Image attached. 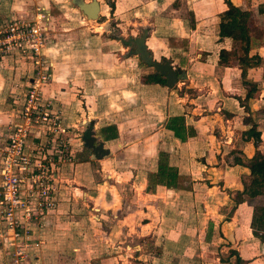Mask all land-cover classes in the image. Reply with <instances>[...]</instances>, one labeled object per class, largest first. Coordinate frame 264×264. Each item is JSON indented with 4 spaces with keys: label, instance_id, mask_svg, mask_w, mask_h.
I'll return each instance as SVG.
<instances>
[{
    "label": "crops",
    "instance_id": "crops-1",
    "mask_svg": "<svg viewBox=\"0 0 264 264\" xmlns=\"http://www.w3.org/2000/svg\"><path fill=\"white\" fill-rule=\"evenodd\" d=\"M151 1L153 19H151V30L145 39V45L153 59H168L173 67L178 66L184 70L187 76L185 80L187 86L189 83L198 81L199 77L204 75L206 77V74H198L193 69V67H199L202 70V68L208 67L204 60H198L199 54L196 53L200 51L212 52V45L216 41L219 43L217 52L221 47H231L229 39L219 40L217 29L218 14L226 8L225 0H186L191 2L189 10L194 17V26H190L185 14H178L180 8L179 6L176 8L172 6L174 0ZM178 1L181 2L182 6L183 0ZM231 1L242 8L251 10L254 22L264 28V11L259 12V7L264 10V0ZM99 5L101 8L100 3ZM0 12H13L17 15L16 17H23L19 0H0ZM69 35L74 36L76 34L71 33ZM184 38H190L189 45L191 48H189V52L183 48ZM251 48L252 51L259 53L262 57L258 66L247 69L249 77L246 78L255 82L259 88L253 98L254 103L251 104V110H260L259 113L263 114L264 75L261 73V69L264 67V40L253 39ZM194 51L196 52L195 55L193 54ZM170 55L173 57L172 60H170ZM211 58L215 63L209 66L212 67L211 72L215 69V65L220 71L217 81L220 84L219 91L212 94L208 91L209 89L205 88L196 96H189L186 92L178 93L176 87L169 88L159 83L142 82L140 77L153 72L149 70L151 67L147 65L145 68L138 69L139 77H132L131 74H126L124 71L119 75V78H100L94 76V71H91V75L84 73L80 76V73L74 70L75 67L71 62L63 65V53L61 59H55V76L44 87L43 96L58 99L62 105L61 109H70L69 112H66L65 117L71 127L87 120L86 116L94 121V136L97 141L103 142V148L109 151L102 159L95 157V160L98 161L97 166L100 165L105 176L109 179L111 185L109 190H113L114 193L106 192L104 194L96 186L88 187L89 183H92V175L94 176V174L90 172L82 174L78 168L87 165L76 161L75 170L71 175L73 180L71 182L73 183L67 184L71 187L70 191L66 189L63 191V186H60L56 207L46 216L45 225L39 228L38 232L36 228L34 229L36 234L33 235V238L41 240L40 245L33 247L29 254V256L37 259L35 264H112L111 260L115 258L116 253L110 249L111 247L107 243L92 239L93 233L90 231V226H92L90 222L93 220L97 224L100 221L99 224H101L104 220L103 213H106L108 217H112V215L116 217V210L121 211L120 217L122 218L112 227L107 236L111 241H116L113 239L115 236L120 239L121 227L124 232L126 226H131L133 223L137 224L136 221L129 223L127 218L131 215L130 211L133 208L137 209L136 201L131 200V197L138 194L143 195L142 199L146 196H153L156 199L154 207L157 208L158 214L161 215L167 210H172L174 217L179 218L178 209L180 206L175 207L176 205L173 203L169 206V200H166L164 196L166 193H172L175 189L158 185L155 191H146L148 174L157 171L160 152L167 153L168 164L175 166L180 176L194 179L193 189L199 188L201 190V192L175 190V194L177 192L179 197L180 195L183 196V198H179V204L183 200H191V207L193 210L196 209L197 213H199V209L202 213V207L205 208V212L207 211V214L210 215L206 216L204 229L207 228L208 224L213 225L211 226L213 239H222L221 235L218 236L221 231L232 244L239 241L236 231H233L234 225L237 226L238 224L237 218L233 219L231 216L227 220L225 217H221L218 211L222 206L214 202L219 201L216 194L222 193V190L226 188L241 190L242 177L249 174L246 167L229 164L232 158L229 153L236 150L239 151L242 158L251 157L255 153V148L253 140H245V136L242 135L243 131L250 127V124L244 121L247 113L236 98L240 96L243 99L246 93L242 84L241 69L237 65L219 66L217 54H213ZM13 66L14 62L10 59L0 60V150L4 145L7 127L13 121L18 110L16 106H12V103L15 104L16 101L13 100L12 102L10 99L15 97L11 94V83L23 78L10 77ZM68 75L74 77H66ZM13 78L14 80H12ZM90 81L97 85L100 84L101 88L114 86V83L119 82H123L124 85L119 94L113 95L114 88H110L111 94L105 97L97 91L88 92L91 87ZM183 83L182 81L181 84ZM178 86H180L179 83ZM200 89L201 87L197 90ZM101 91L104 92V90ZM78 94H80V98L86 99V103L82 100L79 101L75 96ZM176 115H183L186 125L195 130L194 135L185 141L176 138L173 132L165 127L167 119ZM101 123L104 124L102 127L115 125L118 136L114 139L103 140L99 134H96ZM263 129L264 125L258 127V130L262 132H264ZM82 151L84 150L80 146L77 147L76 154L71 155L72 161H74L73 158L76 157L77 153L80 155ZM70 164L72 167L73 163ZM69 166L67 165V170H69ZM74 178H77L80 181L79 184L84 185L85 188L74 184ZM93 180L98 182L96 176ZM197 201L203 202L204 205L201 203L198 206ZM227 201L233 203L228 194L227 200L223 202L226 204ZM167 204L168 207H165ZM241 205L242 203L236 207ZM213 206L216 209H212ZM163 208L166 211L163 212ZM89 212L92 219L86 218ZM177 222L180 223V221ZM177 222L175 224H178ZM150 224L139 223L142 225V231ZM153 229L156 230V228ZM153 229H149V232ZM123 232L122 234H124ZM97 234L100 233L96 232L93 235L96 236ZM174 234L170 232L166 238L176 240ZM63 241L65 243L78 241L84 246H88V243L93 246L97 244V251L85 249L84 254L79 248H75L70 253L64 250ZM3 253L6 256L5 251ZM118 254L121 256L122 252L118 251ZM242 259L249 264L247 260L251 258ZM113 260L117 261L116 259Z\"/></svg>",
    "mask_w": 264,
    "mask_h": 264
},
{
    "label": "rangeland",
    "instance_id": "rangeland-1",
    "mask_svg": "<svg viewBox=\"0 0 264 264\" xmlns=\"http://www.w3.org/2000/svg\"><path fill=\"white\" fill-rule=\"evenodd\" d=\"M85 1L89 2L91 0ZM97 1L101 4V10L99 11L98 18L93 20L87 19L78 8V5L72 0H19L20 11L23 14V17H16L17 15L13 12H0V31L9 29L14 23L19 24L23 21L30 24L31 27H39V31L42 32V37L38 40L37 36L30 35L29 33L20 46L9 45V47L5 48L3 45V43H6L4 42L5 37H3L5 34L4 32L0 33V60L10 59V61L14 62V69L12 68V74H10V77H23L22 79L11 83V94L15 95V97L10 99L12 102L13 100L16 101L15 104L14 102L12 103V106H16V109H21L23 93L27 90L29 83L31 84L32 80L40 79L39 90L44 107H47L54 115L58 116V119L61 122V128H63V131L59 129L55 132L52 131L50 134L41 132L43 147L45 150L49 149L51 160L55 162L54 171L57 175L59 174L58 185L63 186V191L65 189L70 191L71 187L67 184L69 182L73 183L71 182L73 181L71 175L75 170L74 164L77 161L80 162V164L85 163V165H87L78 168L82 174L90 172L97 177L98 182H95L96 180H93L94 176L92 175V183L90 182L88 187L96 186L97 189L101 192L103 191L105 194L106 192L114 193V191L109 190V187H111L109 179L105 176V172L101 169L100 165L97 166L98 161L95 160L96 156L94 154V156L92 155V149L87 147L83 139L84 131L89 125H93L94 121L86 116L85 118H87V120L81 121L80 123L78 122L79 124H76L77 126L74 125L71 127L67 123V118L65 117L67 115L66 112H69L70 109H61L62 105L58 99L46 98L43 96L44 87L50 83L55 76V59H61L62 53L63 65H67L71 62L75 67L74 70H77L80 73V76L84 75V73L91 75V71H94V76L96 77L119 78V75L125 71L126 74L129 73L132 77H139L138 69L146 67V64L141 61L139 56L131 52L132 48L125 42V40L138 37L144 29L148 30V35L150 34L151 19H153V15H151L153 14V9L151 10L152 1ZM174 1L175 2L172 6L175 8L179 6L180 8L178 14H185L190 26H194V24H191L194 23L191 18V15L193 14L189 10L191 2L183 0L181 6L180 1ZM71 33H75L76 35L70 36L69 34ZM184 39L183 48H186L187 52H189L188 50L191 48L189 45L190 38ZM36 43H38L37 51L32 48V44ZM212 48V52H193L194 55L195 53L199 54L197 57L199 58V61L204 60V62L208 64V67L202 68V70L199 67H193V69L198 74H206V77L205 75L199 77L198 81H195L192 84L189 83V86H187V83L185 82L186 78L180 79L174 86L177 88L176 92H186L189 96H196L197 93H201L205 88L209 89L208 91L212 92V94L219 91L220 84H218L217 81L220 71L216 65L212 72V67H209L210 64H215L211 57L213 54H217V49L219 48L218 41L214 42ZM172 58V55H170V60H172ZM162 59L165 58L156 60L162 61ZM233 65H236V63L231 61V66ZM174 67L180 68L178 66ZM149 70L153 71L152 73H155L153 68H149ZM261 73L264 75V67L261 69ZM29 77L31 78L29 79ZM66 77L74 76L68 75ZM246 77H249L248 72L246 73ZM12 80H14V78ZM182 81L184 82L183 84H181ZM178 83L180 86H178ZM89 84L91 86L88 90L89 93L97 91L105 97H108L111 94L109 91L110 88H114L113 95L119 94L124 85L123 82H119L114 83V86L111 85L101 88L100 84L97 85L96 83H93V81H90ZM200 87L201 89L197 90ZM101 90H104V92ZM75 96L79 101L82 100L86 103V99L79 97L80 94ZM48 103L49 105H46ZM259 112L260 111L254 112L252 117H255L259 126H263L264 113L261 114ZM77 118H79L78 115ZM13 120H17L16 115H14ZM99 125L96 134H99L101 138L105 140L102 131V126L104 124L101 123ZM41 128L46 129V125L42 124ZM93 134L95 135L94 130ZM51 139H55V141H50ZM47 141L49 143H47ZM98 142L101 141H97L96 143ZM51 145L55 148L62 149V161L59 162L56 160V156H54L55 149H52ZM79 146L84 151H82V154L80 155L77 153L76 157L73 158L74 161H72L71 155L74 156V153L76 154V149ZM259 149L264 153V132H262ZM70 163H73L72 167ZM67 165H70L69 170H67ZM69 173L70 175H67ZM62 178L63 180H61ZM183 179L181 185L178 188H175V190L180 189L201 192L199 188H192L194 179ZM79 183L80 181L77 178H74V184L85 188L84 185ZM175 190L170 194H164V196L166 197V200H169V206L172 203L176 205L175 207L180 206L178 209L180 212L179 218L174 217L172 210L166 211L165 208H163V212H166L161 213V215L158 214L157 208L154 207L156 199L153 196H146L147 198L143 197L142 199L143 195L138 194L131 197V200L136 201L137 209L135 210L133 208L130 211L131 215L127 218L129 223L136 221L137 224L133 223L131 226H126L124 232L121 227V231L124 234L119 232L120 239H118V236H115L113 239L116 241H111L107 236L108 233L111 232L112 227L122 218L120 217L121 211L116 210V217H113L114 215L108 217L106 213H103L104 220L101 224H99L100 221H98L97 224H95V221L93 220L90 222V225H92L90 226V231H92L93 234L96 232L100 233L96 236L92 234V239L107 243V245L111 247L109 248L116 253L115 258L113 259H116L117 261L112 259V264H235L236 256L231 253V249L238 251L239 255L244 259L251 258L247 260L249 261V264H264V240L261 241L259 238L255 237L249 227L251 209L253 205H264V195L253 199L246 198L245 202H243L240 207H236L238 204L233 200L236 190L226 188L222 190V193L216 194L219 201L216 200L214 203L222 206L218 211V214H220L221 217H225L227 220H229L231 216L233 219L237 218L238 224L237 226L234 225L233 231H236L239 241L232 244L225 237L224 232L222 234L221 231L218 236L221 235L222 239H213V228L211 230V226L213 225L208 224L207 228L204 229V223L207 220L206 216L210 214H207V211L205 212L204 207H202L203 214L201 213V209H199V213H197L196 209L193 210L191 207V200H183L182 203L180 202L179 204V198H183V196L180 195L179 197L177 192L175 194ZM227 194L231 196L233 203L227 201L225 204V202H223L227 200ZM69 197H71V194H69ZM197 199H199V197H197ZM196 203L199 206L203 202L197 201ZM168 204L165 207H168ZM212 209H216V207L213 206ZM122 214L124 213L122 212ZM86 218L92 219L90 212L89 215L87 214ZM113 218H115V220H113ZM162 218L163 221H161ZM172 221H174V224H172ZM177 221H180V223ZM141 222L147 224L151 223L150 225L152 226L148 225L150 227L146 226L147 228L142 231V225H139ZM175 222L178 224H175ZM151 228H156V230L154 231L153 229L149 232V229ZM36 229L38 232L39 229ZM227 229H225V231H227ZM100 230L101 232H99ZM170 232H173V234L175 233L176 240L166 238V235L168 236ZM35 234V232L31 234L32 239H34L33 235ZM88 238H91V236H88ZM33 241L39 242L38 246L41 243L40 239H34ZM63 248L70 253L73 252L72 249L79 248L81 252L85 254L86 250L92 251V249H94L97 251V244L93 246L88 243V246H84L83 243H79L78 241H69L67 243L63 241ZM31 249L28 252V257L24 258L21 264L36 263L37 259L29 256ZM118 251L122 252L121 256L118 254ZM3 254V250H1L0 264H8L12 259L10 256H4Z\"/></svg>",
    "mask_w": 264,
    "mask_h": 264
},
{
    "label": "built area",
    "instance_id": "built-area-1",
    "mask_svg": "<svg viewBox=\"0 0 264 264\" xmlns=\"http://www.w3.org/2000/svg\"><path fill=\"white\" fill-rule=\"evenodd\" d=\"M2 32L5 48L20 46L29 33L38 40L42 37L39 27H31L23 21ZM32 48L37 51L38 43L32 44ZM39 81L32 80L23 93L22 108L17 110V120L8 125L0 150V249L11 257L8 264H21L29 250L38 246L39 242L31 238L34 227L39 229L45 225L46 216L58 201L60 186L54 171L55 162L51 160L49 149L43 147L41 132L50 134L63 128L58 116L44 107ZM42 124L46 129L41 128ZM51 148L55 149L56 160L62 161V149L53 145Z\"/></svg>",
    "mask_w": 264,
    "mask_h": 264
},
{
    "label": "trees",
    "instance_id": "trees-1",
    "mask_svg": "<svg viewBox=\"0 0 264 264\" xmlns=\"http://www.w3.org/2000/svg\"><path fill=\"white\" fill-rule=\"evenodd\" d=\"M226 8L218 14V36L219 40L229 39L231 47H221L217 52V64L219 66H231V61L241 69L242 84L246 91L245 97L242 99L237 96L240 106L247 113L244 121L250 124V127L243 131L242 135L245 140L252 139L255 147V153L251 157L242 158L239 151H232L229 164H238L248 169V176L242 177V189L236 190L233 200L236 204L245 202L246 198L253 199L264 195V153L259 149L261 144L262 131L258 130V121L252 117L254 112L251 110V104L255 94L259 88L255 82L246 78L247 69L258 66L261 63V55L252 51V40H264V28L257 25L253 20V13L249 9L242 8L234 4L231 0H225ZM263 8L259 7V12H263ZM192 18V22L194 21ZM192 25L194 23H191ZM144 83H159L165 85V77L156 73H149L141 77ZM260 111V110H259ZM229 115V114H228ZM165 127L173 132V135L181 141H185L188 137L194 135L195 130L185 123L183 115L171 116L167 119ZM104 139L110 140L118 136L117 127L109 125L102 128ZM167 154L160 152L158 155L157 171L148 174L147 192L155 190L156 186L162 185L167 188H178L184 180L179 175L175 166L169 165ZM249 227L252 234L264 240V205H253L251 209V217ZM231 253L235 255V264L246 263L238 251L231 249ZM247 264V263H246Z\"/></svg>",
    "mask_w": 264,
    "mask_h": 264
},
{
    "label": "water",
    "instance_id": "water-1",
    "mask_svg": "<svg viewBox=\"0 0 264 264\" xmlns=\"http://www.w3.org/2000/svg\"><path fill=\"white\" fill-rule=\"evenodd\" d=\"M78 5V8L86 16L87 19L96 20L99 16L100 5L97 0L86 2L85 0H72ZM148 35V30L144 29L138 37L129 38L125 40L131 46V52L138 55L141 61L147 66L153 67L154 72L165 77V85L169 88L175 86L180 79L187 78L184 71L180 68L173 67L169 60L162 59V61L154 60L151 53L147 50L145 39ZM85 144L92 149L94 155L100 159L107 155L109 151L103 148L102 142H97L93 134V125H89L83 133Z\"/></svg>",
    "mask_w": 264,
    "mask_h": 264
},
{
    "label": "bare ground",
    "instance_id": "bare-ground-1",
    "mask_svg": "<svg viewBox=\"0 0 264 264\" xmlns=\"http://www.w3.org/2000/svg\"><path fill=\"white\" fill-rule=\"evenodd\" d=\"M151 68H153V67H151ZM154 69V68H153Z\"/></svg>",
    "mask_w": 264,
    "mask_h": 264
}]
</instances>
